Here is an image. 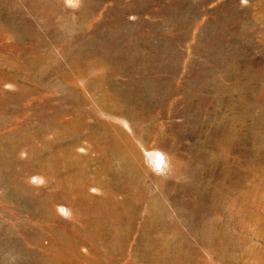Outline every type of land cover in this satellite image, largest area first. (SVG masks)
<instances>
[{
  "label": "rangeland",
  "instance_id": "374dc122",
  "mask_svg": "<svg viewBox=\"0 0 264 264\" xmlns=\"http://www.w3.org/2000/svg\"><path fill=\"white\" fill-rule=\"evenodd\" d=\"M8 1L0 0V264H264V0ZM113 101L124 107L101 106ZM104 109L126 116L131 131ZM114 132L146 171L138 193L113 185L108 173L118 160L105 173L97 169L103 137ZM154 148L166 154L168 172L180 164L182 173L152 170L144 151ZM71 167L76 189L59 183ZM109 193L112 205L135 206L128 236L113 234L117 218L100 219L88 205ZM155 199L166 209L165 229L149 215ZM83 223L107 232L77 238ZM60 232L77 240L76 253L62 259L55 251L62 246H48L69 238Z\"/></svg>",
  "mask_w": 264,
  "mask_h": 264
},
{
  "label": "bare ground",
  "instance_id": "6f19581e",
  "mask_svg": "<svg viewBox=\"0 0 264 264\" xmlns=\"http://www.w3.org/2000/svg\"><path fill=\"white\" fill-rule=\"evenodd\" d=\"M8 1V0H7ZM10 1V0H9ZM8 1V2H9ZM23 1H25V0H23ZM35 1V0H34ZM40 1V0H39ZM68 1V3H70L69 2V0H67ZM32 2V1H31ZM37 2V1H36ZM41 2V1H40ZM73 2L74 3H76L75 2V0H73ZM6 3V2H5ZM19 3L21 4V2L19 1ZM18 3V4H19ZM72 3V2H71ZM73 3V4H74ZM2 4H4V3H2ZM27 4V3H26ZM28 4H30V3H28ZM33 4V3H32ZM40 4V3H39ZM46 4V3H45ZM129 4V3H128ZM5 5V4H4ZM13 5H15V3L13 4ZM17 5V4H16ZM22 5V4H21ZM24 5V4H23ZM35 5V4H34ZM49 5V4H48ZM48 5H47V7H48ZM19 6V5H18ZM33 6V5H32ZM35 6H37V5H35ZM43 6V5H42ZM50 6V5H49ZM73 6H75V5H73ZM89 7H91L90 5H88ZM129 6V5H128ZM135 6V5H134ZM189 6H191V5H189ZM4 7V6H3ZM7 7V6H6ZM22 7V6H21ZM30 7V6H29ZM46 7V8H47ZM89 7H88V9H89ZM11 8V7H10ZM16 8V7H15ZM31 8V7H30ZM34 8V7H33ZM40 8V7H39ZM126 8V7H125ZM9 9V8H8ZM13 9V8H12ZM50 9V8H49ZM92 9V8H91ZM94 9V8H93ZM191 9V8H190ZM24 10H26V9H24ZM23 10V11H24ZM126 10H127V8H126ZM129 10V9H128ZM194 10V9H193ZM12 11V10H11ZM32 12L34 11V10H31ZM37 11H39V10H37ZM36 11V12H37ZM42 11H44L43 9L41 10V12ZM78 11H82L81 9L80 10H78ZM123 12H124V10H122ZM20 12V11H19ZM22 12V11H21ZM35 12V11H34ZM92 11H90L89 13H91ZM9 13H10V11H9ZM23 13V12H22ZM46 13V12H45ZM44 13V14H45ZM189 13H190V11H189ZM14 14V13H13ZM16 14V13H15ZM21 14V13H20ZM39 14V13H38ZM53 14V13H52ZM79 14V13H78ZM77 14V15H78ZM82 14V13H81ZM85 14H88V13H86L85 12ZM10 15V14H9ZM32 15L33 14H31V17H32ZM89 15V14H88ZM87 15V16H88ZM14 16V15H13ZM24 16V15H23ZM45 16V15H44ZM43 16V17H44ZM53 16V15H52ZM10 17V16H9ZM19 17H22V16H19ZM26 17V16H25ZM25 17H23V18H25ZM31 17H29V18H31ZM78 17V16H77ZM216 17V16H215ZM18 18V17H17ZM28 18V19H29ZM33 18V17H32ZM31 18V19H32ZM39 18H41V16H39ZM64 18V17H63ZM79 18V17H78ZM190 18V17H189ZM11 19V18H10ZM16 19V18H15ZM22 19V18H21ZM55 20H56V17L54 18ZM76 19V18H75ZM80 19H81V17H80ZM11 20H13V19H11ZM10 20V21H11ZM22 20H24V19H22ZM35 20V19H34ZM52 19H50V21H51ZM79 20V19H78ZM77 20V21H78ZM20 21V20H19ZM33 21V20H32ZM54 21V20H53ZM60 21H62V19L60 20ZM82 22H83V20H81ZM226 21V20H225ZM29 22H31V21H29ZM40 22V21H39ZM42 22V21H41ZM40 22V23H41ZM74 22V21H73ZM76 22V21H75ZM10 23V22H9ZM14 23V22H13ZM19 23V22H18ZM33 23V22H32ZM35 23V22H34ZM39 23V24H40ZM66 23V22H65ZM77 23V22H76ZM75 23V24H76ZM79 23V22H78ZM81 23V22H80ZM202 23V22H201ZM12 24V23H11ZM28 24V23H27ZM42 24V23H41ZM40 24V25H41ZM46 24V23H45ZM62 24H63V22H62ZM71 24V23H70ZM73 24V23H72ZM74 24V25H75ZM200 24V23H199ZM10 25V24H9ZM24 25V24H23ZM30 25H31V23H30ZM34 25V24H33ZM35 25H37L36 23H35ZM47 25V24H46ZM45 25V26H46ZM50 25V24H49ZM53 25V24H52ZM80 25V24H79ZM206 25V24H205ZM15 26V25H14ZM19 26V25H18ZM17 26V27H18ZM42 26H43V28H42ZM48 26V25H47ZM70 26V25H69ZM72 26V25H71ZM76 26V25H75ZM80 26H82V25H80ZM200 26V25H199ZM213 26V25H212ZM22 27V26H21ZM29 27H31V26H29ZM38 28L39 27H41L42 28V30L44 29V23H43V25H41V26H37ZM49 27V26H48ZM53 27H55V25L53 26ZM53 27H51V28H53ZM73 27V26H72ZM78 27V26H77ZM13 28V27H12ZM38 28H36V29H38ZM47 27H45V29H46ZM71 28V27H70ZM30 29V28H29ZM40 29V28H39ZM50 29V28H49ZM79 29H80V27H79ZM11 30H13V29H11ZM25 30H26V26H25ZM33 30V29H32ZM35 30V29H34ZM82 30V29H81ZM196 30V29H195ZM195 30H194V33H195ZM199 30V29H198ZM21 31V30H20ZM28 31V30H27ZM38 31V30H37ZM57 32H59L58 31V29L56 30ZM55 31V32H56ZM205 31V30H204ZM18 32V31H17ZM30 32V31H29ZM33 32H35V31H33ZM43 32H44V30H43ZM46 32V31H45ZM52 32V31H51ZM192 32V31H191ZM21 33V32H20ZM31 33V32H30ZM41 33V32H40ZM19 34V33H18ZM28 34V33H27ZM37 34V33H36ZM39 34V33H38ZM53 34V33H52ZM56 34V33H55ZM191 34V33H190ZM29 35V34H28ZM48 36L50 35V34H47ZM18 36V35H17ZM21 36V35H20ZM22 36H24V34L22 33ZM31 36V35H30ZM35 36V35H34ZM33 36V37H34ZM45 36V35H44ZM47 36V37H48ZM55 36V35H54ZM58 36H59V33H58ZM120 36H121V33H120ZM123 36V35H122ZM27 38H28V36H26ZM32 37V38H33ZM53 37V36H52ZM70 37V36H69ZM185 37H186V35H185ZM17 38V37H16ZM22 39H23V37H21ZM20 38V39H21ZM31 37H29V39H30ZM42 38V37H41ZM55 38V37H54ZM127 38V37H126ZM188 38V37H187ZM192 38V37H191ZM194 38V37H193ZM40 39V38H39ZM47 39H49V38H47ZM47 39H45V41L47 40ZM57 39V38H56ZM55 39V40H56ZM128 39V38H127ZM17 39H15V41H16ZM30 40H33V39H30ZM36 40H37V37H36ZM42 40V39H41ZM51 40V39H50ZM191 40V39H190ZM189 40V41H190ZM17 41H19V39L17 40ZM24 41V40H23ZM23 41H21V42H23ZM39 42H40V40H38ZM44 41V40H43ZM53 41V40H52ZM57 41V40H56ZM193 41V40H192ZM191 41V42H192ZM49 42H51V41H49ZM186 42V41H185ZM194 42H196L195 40H194ZM193 42V43H194ZM20 43V42H19ZM27 43V42H26ZM30 43V42H29ZM33 43V42H32ZM44 43V42H43ZM48 43V42H47ZM197 43V42H196ZM46 44V43H45ZM51 44V43H50ZM191 44V43H190ZM199 44V43H198ZM202 44V43H201ZM19 45V44H18ZM20 45H22V44H20ZM34 45V44H33ZM37 45V44H36ZM40 45V44H39ZM38 45V46H39ZM205 45V44H204ZM204 45H202V46H204ZM48 46V45H47ZM187 46H189L188 45V43H187ZM27 47H29V46H27ZM44 47V46H43ZM185 47H186V45H185ZM30 48V47H29ZM32 48H34V47H32ZM37 48V47H36ZM42 48V47H41ZM46 48V47H45ZM16 49H18V48H16ZM24 49V48H23ZM25 49H26V46H25ZM39 49V48H38ZM211 49H212V47H211ZM210 49V50H211ZM30 50V49H29ZM37 50V49H36ZM36 50H32V51H36ZM192 50V49H191ZM198 50V49H197ZM38 51H40V50H38ZM193 51H196V50H193ZM204 51V50H203ZM202 51V52H203ZM207 51H209V50H207ZM37 52V51H36ZM191 52V51H190ZM200 52V51H199ZM217 52V51H216ZM28 53V52H27ZM186 53V52H185ZM184 53V54H185ZM192 53V52H191ZM208 53V52H207ZM210 53V52H209ZM19 54H20V52H19ZM29 54V53H28ZM28 54H27V56H28ZM33 54V53H32ZM36 54V53H35ZM37 54H39V53H37ZM41 54V53H40ZM43 55L42 56H44V53H42ZM88 54V53H87ZM190 54V53H189ZM199 54V53H198ZM30 55V54H29ZM34 55V54H33ZM98 55V54H97ZM194 55H195V53H194ZM41 56V55H40ZM81 56V55H80ZM79 56V57H80ZM92 56V55H91ZM96 56V55H95ZM134 56V55H133ZM195 56H197V54L195 55ZM202 56V55H201ZM205 56V55H204ZM203 56V57H204ZM25 57V56H24ZM38 57V56H37ZM37 57H35L36 59H37ZM82 57V56H81ZM97 57V56H96ZM184 57H185V55H184ZM191 57V56H190ZM193 57V56H192ZM198 57H200V56H198ZM27 58V57H26ZM28 58H29V56H28ZM92 58V57H91ZM101 58V57H100ZM195 58V57H194ZM212 58H214V57H212ZM85 59V58H84ZM199 59V58H198ZM200 59H202V58H200ZM214 59H216V58H214ZM23 60H25V59H23ZM32 60L34 61L35 59H33L32 58ZM192 60V59H191ZM191 60H190V62H191ZM37 61V60H36ZM41 61V60H40ZM124 61V60H123ZM197 61V60H196ZM195 61V62H196ZM25 61H23V63H24ZM28 62V61H27ZM32 62V61H31ZM35 62V61H34ZM126 62V61H125ZM185 62V61H184ZM189 62V61H188ZM188 62H187V64H188ZM199 62H200V60H199ZM208 62V61H207ZM211 62V61H210ZM121 63H123V62H121ZM121 63H119V64H121ZM127 63V62H126ZM166 63V62H165ZM192 63V62H191ZM198 63V62H197ZM209 63V62H208ZM30 64V63H29ZM34 64V63H33ZM37 64H39V63H36V65ZM41 64V63H40ZM86 64V63H85ZM128 64V63H127ZM202 64V63H201ZM35 65V66H36ZM78 65V64H77ZM87 65V64H86ZM223 65V64H222ZM120 66V65H119ZM123 66V65H122ZM126 66V65H125ZM191 66V65H190ZM198 66V65H197ZM201 66V65H200ZM24 67V66H23ZM26 67V66H25ZM189 67V66H188ZM195 67V66H194ZM223 67V66H222ZM32 68V67H31ZM35 67H33V69H34ZM39 68V67H38ZM68 68V67H67ZM77 68H79V67H77ZM187 68V67H186ZM28 69V68H27ZM36 69V68H35ZM43 69V68H42ZM117 69V68H116ZM115 69V70H116ZM121 69V68H120ZM127 69V68H126ZM153 69V68H152ZM204 69H205V67H204ZM32 70V69H31ZM82 70V69H81ZM80 70V71H81ZM122 70V69H121ZM125 70V69H124ZM187 70H189V68L187 69ZM194 70V69H193ZM218 70V72H219V70L220 69H217ZM35 71V70H34ZM36 71H37V69H36ZM83 71V70H82ZM118 71V70H117ZM126 71V70H125ZM128 71V70H127ZM159 71V70H158ZM184 71V70H183ZM222 71V70H221ZM39 72V71H38ZM37 72V73H38ZM186 72V71H185ZM185 72H184V74H185ZM191 72V71H190ZM46 73V72H45ZM45 73H43V74H45ZM183 73V72H182ZM197 73H198V71H197ZM243 73V72H242ZM43 74H42V76H43ZM209 74V73H208ZM207 74V76L209 77V75ZM214 74V73H213ZM218 74H220V72L218 73ZM41 75V74H40ZM146 75V74H145ZM188 75V74H187ZM194 75V74H193ZM41 76V77H42ZM191 76V75H190ZM199 76V75H198ZM207 76H205V80H208V82H210L209 80H211L212 78H208ZM220 76H222V75H220ZM215 77V76H214ZM216 77H217V75H216ZM142 78V77H141ZM185 78H187V77H185ZM140 79V78H139ZM143 79V78H142ZM222 79V78H221ZM241 79V78H240ZM141 80V79H140ZM163 80V79H162ZM184 80V79H183ZM186 80V79H185ZM204 80V81H205ZM216 80V79H215ZM151 81V80H150ZM191 81V80H190ZM195 81V80H194ZM198 81V80H197ZM214 81V80H213ZM97 82V81H96ZM148 82V81H147ZM167 82V81H166ZM206 82V81H205ZM207 82V83H208ZM228 82V81H227ZM226 82V83H227ZM137 83V82H136ZM140 83V82H139ZM144 83H145V81H144ZM150 83H152V82H150ZM155 83V82H154ZM158 83V82H157ZM157 83L155 84V85H157ZM183 83V82H182ZM186 83V82H185ZM219 83V82H218ZM221 83H223V82H221ZM231 83V82H230ZM111 84V83H110ZM143 84V83H142ZM141 84V85H142ZM187 84V83H186ZM203 84V83H202ZM202 84L200 85V86H202ZM210 84V83H209ZM214 85H215V83H213ZM95 85V84H94ZM93 85V86H94ZM108 85V84H107ZM112 85V84H111ZM146 85V84H145ZM165 85V84H164ZM220 85V84H219ZM223 85V84H222ZM12 86V85H11ZM135 86V85H134ZM142 86H144V85H142ZM154 86V85H153ZM158 86H160V85H158ZM167 86V85H166ZM204 86V85H203ZM208 86V85H207ZM231 86V85H230ZM110 87V86H109ZM146 87V86H145ZM149 87V86H148ZM151 87V86H150ZM169 87H170V85H169ZM157 88V87H156ZM161 88V87H160ZM172 88V87H171ZM170 88V89H171ZM201 88V87H200ZM204 88V87H203ZM215 88V87H214ZM241 88V87H240ZM112 89H113V91H114V93L117 95H122V93L121 92H119V89L118 88H116V87H113L112 86ZM148 89V88H147ZM152 89V88H151ZM154 89H155V87H154ZM159 89V88H158ZM210 89V88H209ZM157 90V89H156ZM162 90V89H161ZM223 90V89H222ZM111 91V90H110ZM143 91V90H142ZM168 91H169V89H168ZM212 91H214V90H212ZM224 91H225V89H224ZM158 92V91H157ZM166 92V91H165ZM208 92V91H207ZM210 92V91H209ZM221 92V91H220ZM131 93V92H130ZM145 93V92H144ZM161 93V92H160ZM224 93V92H223ZM113 94V93H112ZM133 94V93H132ZM148 94V93H147ZM156 94V93H155ZM154 94V95H155ZM166 94V93H165ZM169 94H170V92H169ZM208 94V93H207ZM219 94V93H218ZM255 94V93H254ZM66 95V94H65ZM138 95H140V94H138ZM150 95V94H149ZM157 95V94H156ZM191 95V94H190ZM197 95V94H196ZM199 95H200V93H199ZM251 95V94H250ZM125 96H127L126 94H125ZM147 96V95H146ZM152 96V95H151ZM151 96H149V97H151ZM134 97V96H133ZM191 97H193L192 95L191 96H189V98H191ZM212 97V96H211ZM250 97V96H249ZM136 98V97H135ZM152 98V97H151ZM157 98H159V97H157ZM228 98V97H227ZM240 98V97H239ZM102 100H103V98H101ZM112 99V98H111ZM115 99V98H114ZM117 99V98H116ZM146 99V98H145ZM150 99V98H149ZM229 99V98H228ZM260 99V98H259ZM96 100V99H95ZM102 100H101V102H102ZM155 100V99H154ZM163 100V99H162ZM221 100V99H220ZM147 101H149V100H147ZM193 101V100H192ZM191 101V102H192ZM101 102H99L98 104H100ZM103 102H104V100H103ZM114 103H112L111 105H106V104H104V105H102L101 104V106H110V107H112V108H123L124 106V104L122 105L121 103L122 102H118V101H113ZM134 102V101H133ZM201 102V101H200ZM207 102V101H206ZM204 103V102H203ZM230 103V102H229ZM233 103H235V102H233ZM205 104V103H204ZM210 104V103H209ZM216 104V103H215ZM262 104V103H261ZM197 106V105H196ZM209 106V105H208ZM200 107V106H199ZM250 107V106H249ZM148 110V109H147ZM214 110V109H213ZM236 110V109H235ZM262 110V109H261ZM103 111H105V114H106V116H108L114 123H116V127H122V125L125 127V129H129V125H128V122H127V120H128V118L126 117V116H122V115H119V114H115V113H112V112H110L111 110H106V109H104ZM142 111V110H141ZM208 111V110H207ZM250 111V110H249ZM146 112V111H145ZM239 111H237V113H238ZM241 112V111H240ZM104 113V112H103ZM142 113V112H141ZM209 113V112H208ZM233 115V114H232ZM236 115V114H235ZM206 116V115H205ZM107 118V117H106ZM201 118V117H200ZM209 118V117H208ZM62 120V119H61ZM245 120V119H244ZM241 122V121H240ZM63 123V122H62ZM98 123H99V121H98ZM102 123V122H101ZM187 123L189 124V125H191V126H194L195 125V120L193 119V117L192 118H189V119H187ZM203 123V122H202ZM238 123V122H237ZM246 123V122H245ZM118 124V125H117ZM245 124H243V126H244ZM81 126V125H80ZM103 126H105V125H103ZM212 127V126H211ZM133 129V128H132ZM76 130V129H75ZM101 130V129H100ZM103 130V129H102ZM105 130V129H104ZM122 130H123V127H122ZM130 130V129H129ZM128 130V131H129ZM243 130V129H242ZM131 131V130H130ZM221 131V130H220ZM225 131V130H224ZM96 132V131H95ZM105 132V131H104ZM125 132H127V131H125ZM135 132V131H134ZM255 132V131H254ZM103 133V132H102ZM108 133V132H107ZM115 133V135L112 133V134H109V135H104V137H103V140H104V154H101V158L104 160V162L103 163H100V161L98 162L99 163V166L97 167V169H99V171H101V172H106V171H108L107 169L109 168V170H110V166H109V164H110V161L112 160V158H114L115 160H118L117 161V165H118V168L115 170L116 172H114V171H111V172H109L108 173V175L111 177V179L114 181L113 182V185H116L117 186V188L119 189V190H125V192L127 193V195H130L129 193L131 192L130 190H135L137 193H138V191L140 190L141 191V184H139L140 185V189H139V185H138V179L141 177L140 175L142 174V172L144 173V171L145 170H142L143 168H141V167H139V164H138V159H137V154H136V152H135V150L132 148V146H131V144L129 143V141L127 140H121V139H123V138H121L120 139V135L118 134V132H114ZM128 134H130V135H133L134 136V134H133V132H131V133H129V132H127ZM250 133V132H249ZM77 134V133H76ZM93 134H94V136L95 135H97L96 133H94L93 132ZM104 134V133H103ZM127 134V136H129ZM259 135V134H258ZM67 136V135H66ZM93 136V137H94ZM100 136V135H99ZM63 137V136H62ZM93 137H91V138H93ZM102 137V136H101ZM4 139V138H3ZM59 139V138H58ZM94 139V141H95V138H93ZM175 139V138H174ZM0 140H1V138H0ZM5 141V140H4ZM7 141V140H6ZM13 141H14V139H13ZM12 141V142H13ZM264 141V140H263ZM3 142V141H2ZM15 142V141H14ZM232 142V141H231ZM1 143V142H0ZM7 143H9V142H7ZM11 143V142H10ZM9 143V144H10ZM100 143V142H99ZM4 144V143H3ZM15 144H16V142H15ZM102 144V143H101ZM11 145V144H10ZM222 145V144H221ZM4 147H5V145H3ZM3 146H1V147H3ZM16 146H17V144H16ZM15 146V147H16ZM227 146V145H226ZM17 147H19V146H17ZM66 147V146H65ZM100 147V146H99ZM2 148H0V150H1ZM4 149V148H3ZM13 149V148H12ZM14 149H16V148H14ZM13 149V150H14ZM18 149V148H17ZM86 149V148H85ZM101 149V148H100ZM191 149V148H190ZM10 150V149H9ZM4 151V150H3ZM6 151V150H5ZM11 151V150H10ZM9 151V152H10ZM15 151V150H14ZM14 151H13V153H14ZM58 151V150H57ZM102 151V150H101ZM17 152V151H16ZM103 152V151H102ZM145 152V155H146V159H147V163L149 164V166H150V168L152 169V170H154L156 173H158V174H176V173H182L181 171H180V168H181V166H180V164L178 165V164H175V165H173V167L171 168V170L168 172V170H169V162L167 161V157H166V154L162 151V150H160V149H149V150H145L144 151ZM4 153V152H3ZM6 153V152H5ZM13 153L11 154V155H13ZM98 153H99V151H98ZM8 154V153H7ZM67 154V153H66ZM72 154V153H71ZM4 155V154H3ZM2 155V153H1V156H3ZM6 155V154H5ZM215 155V154H214ZM7 156V155H6ZM16 156V155H15ZM60 156V155H59ZM3 157H5V156H3ZM2 157V158H3ZM9 157H11V156H9ZM71 158L73 157V155L72 156H70ZM108 157V158H107ZM1 158V157H0ZM5 158H8V157H5ZM210 158H211V156H210ZM9 159V158H8ZM11 159H13V158H10V160ZM75 159V158H74ZM216 158L214 157V156H212V158H211V160L213 161V160H215ZM6 160V159H5ZM16 160V158H14V161ZM18 160V159H17ZM61 160V159H60ZM71 160V159H70ZM11 161H13V160H11ZM21 161V160H20ZM2 162V161H1ZM5 161L3 160V163H4ZM22 162V161H21ZM75 162H76V160H75ZM74 162V163H75ZM82 162H83V160H82ZM186 162V161H185ZM7 163H9V161L7 162ZM12 163V162H11ZM15 162H13L11 165H13ZM109 163V164H108ZM190 163V162H189ZM20 164V163H19ZM79 164V163H78ZM184 165V164H183ZM5 166V165H4ZM7 166H9V165H7ZM14 166H15V164H14ZM70 166H73V164H70ZM190 166V165H189ZM193 166V165H192ZM2 168H3V164H2V166H1ZM0 167V168H1ZM68 168H69V166H68ZM68 168H67V171H66V176H65V178H64V180H62L61 178H60V181H59V183H61L62 185H66V184H69V183H73L74 185H75V182L77 181V180H79L78 179V174H77V172H75V170H73V168L71 167L70 168V173H69V171H68ZM185 168H186V166H185ZM8 169H10V168H8ZM13 169H14V167H13ZM77 169V168H76ZM184 169V168H183ZM187 169V168H186ZM5 170V169H4ZM9 171V170H8ZM7 172V171H6ZM79 172V171H78ZM84 172V171H83ZM146 172V171H145ZM12 173V172H11ZM81 173V172H80ZM79 173V174H80ZM0 174H3V173H0ZM10 174V173H9ZM17 174V173H16ZM85 174V173H84ZM116 176H115V175ZM88 175V174H87ZM3 176V175H2ZM5 176V175H4ZM15 176V175H14ZM13 176V177H14ZM191 176V175H190ZM88 177V176H87ZM8 178V177H7ZM10 178H12V175H11V177ZM2 179V178H1ZM13 179V178H12ZM21 179H22V177H21ZM43 179V178H42ZM5 180H6V177H5ZM8 180V179H7ZM11 180V179H10ZM14 180V179H13ZM12 180V181H13ZM85 180H87L86 178H85ZM18 181V180H17ZM6 182V181H5ZM165 182H167V181H165ZM165 182H164V184H165ZM7 183H9V181L7 182ZM12 184H14L13 182H11ZM23 183V182H22ZM82 183V182H81ZM2 184V183H1ZM0 184V185H1ZM12 184H9V185H12ZM19 184V183H18ZM73 184H71L69 187H72L73 188ZM193 184V183H192ZM4 185V184H3ZM77 185V184H76ZM75 185V186H76ZM194 185H195V182H194ZM6 186V185H5ZM80 186V185H79ZM187 186V185H186ZM193 186V185H192ZM2 187V186H1ZM8 187V186H7ZM13 187H14V185H13ZM19 187V186H18ZM17 187V188H18ZM22 187H23V185H22ZM22 187H20V188H22ZM57 187L59 188V189H63L65 192H69L70 190H72V189H67L66 187H60L59 185H57ZM12 188V187H11ZM27 188V187H26ZM76 188H78V186H76L75 187V189ZM191 188V187H190ZM23 189V188H22ZM25 189V188H24ZM80 189V188H79ZM184 189V188H183ZM9 190V189H8ZM11 190V189H10ZM13 190V189H12ZM14 190H16V188L14 189ZM100 190V189H99ZM17 191H19L18 189H17ZM26 191V190H25ZM98 190H96V192H97ZM134 191V192H135ZM15 192V191H14ZM200 192V191H199ZM11 193V192H10ZM61 193V192H60ZM70 193V192H69ZM68 193V194H69ZM99 193V192H98ZM26 194V193H25ZM66 194V193H65ZM3 195H5V194H3ZM19 195V194H18ZM6 196V195H5ZM12 196V195H11ZM14 196V195H13ZM17 196V195H16ZM13 197V198H11V199H14V198H17V197ZM67 196V195H66ZM32 197H34V199H35V196H32L31 195V198ZM41 196H39V198H40ZM8 198V197H7ZM27 197H26V195H25V199H26ZM29 198H30V196H29ZM10 199V198H9ZM20 199V198H19ZM33 199V198H32ZM41 199V198H40ZM42 199H43V197H42ZM45 199L46 198H44L43 200L45 201ZM36 200H37V198H36ZM43 200H41V201H43ZM51 200V199H50ZM18 201V200H17ZM22 201V200H21ZM31 201V200H30ZM38 201V200H37ZM41 201H39V202H41ZM92 202H87L88 203V205L89 206H92V207H94L95 208V210H97V209H99V210H101L102 211V213L101 212H99V211H97L98 213H99V216H98V218H100V219H102V217H105L106 215H111V216H113V218H117V219H115V223H112L111 225H109V227H110V229H111V231L113 232V234H115L116 236H128L130 233H131V230H132V219L133 218H135V215H134V211L136 210L135 209V206L134 205H130V204H128V202L130 201V200H123V204H121V205H117V204H113L112 205V195L109 193V194H107V196H105L104 198H102V199H97V200H95V198H94V200H91ZM16 202V201H15ZM27 202V201H26ZM32 203V205H33V201H31ZM36 202V201H35ZM34 202V203H35ZM46 202V201H45ZM36 203H38V202H36ZM44 202H42V204H43ZM23 204V203H22ZM28 204V203H27ZM45 204V203H44ZM24 205L26 206V204L24 203ZM36 205V204H35ZM41 205V204H40ZM51 206V205H50ZM57 207V206H56ZM61 207V206H60ZM42 209H44V208H42ZM48 209V208H47ZM45 210H46V208H45ZM65 210H66V213L68 214V216H69V214H70V211L68 210V208H66L65 207ZM64 210V211H65ZM63 210L61 209L60 210V212H62ZM44 212V211H43ZM46 212H47V210H46ZM39 214H41L42 215V213L39 211ZM74 215V214H73ZM149 215H150V217H152V216H154L155 215V217H156V219H158L157 220V223H160L162 226H163V228L165 229L166 227H167V219H168V215H167V213H166V209H165V207H163V205H161L160 204V202L158 201V199H155V206H152L151 208H150V210H149ZM54 216V215H53ZM42 217V216H41ZM73 217V216H72ZM72 219V218H71ZM54 221V220H53ZM131 221V222H130ZM87 224H89V223H83V225H81V227L80 228H77V227H75L74 228V233H75V235L74 236H77V238H79L78 236H84V237H86V236H100L101 234H103V233H106L107 232V229L106 228H104V229H101V230H99V231H97V232H95L96 230H93V232L92 231H90L88 228H87ZM50 225V224H49ZM109 229V230H110ZM71 230V229H70ZM51 231V230H50ZM57 232V231H56ZM67 232V231H66ZM72 235H73V232L71 233ZM51 235V234H50ZM63 235H65V236H69V238H65V239H56L55 237V239H53L52 240V242L48 245V246H53V245H55V244H59L60 246H62V248L64 249V252L63 251H61V252H59V250L58 249H56L55 251H57V255H58V257H60L61 259H62V254L64 255V257L65 256H67V257H70L71 256V254H74V252H75V250H76V248H75V244H76V241L77 240H75V241H73L74 239L73 238H71V236L69 235V234H63L62 232H60L59 234H58V236H63ZM58 236H56L57 238H58ZM73 236V237H74ZM59 238H61V237H59ZM62 238H64V237H62ZM116 239V238H115ZM119 239V238H118ZM120 240V239H119ZM119 240H117V241H119ZM30 241V240H29ZM60 242H62V244L60 243ZM79 242V241H78ZM120 242V241H119ZM143 242V241H142ZM142 242H140V243H142ZM58 245V246H59ZM77 245H79V243L77 244ZM76 245V246H77ZM139 246V245H138ZM45 247H47V246H45ZM55 248H58V247H55ZM42 250V249H41ZM40 250V251H41ZM46 250V249H45ZM49 250H50V248H49ZM138 250V249H137ZM43 251V250H42ZM48 251V250H47ZM46 251V252H47ZM44 252V251H43ZM43 252H42V254H43ZM141 252V251H140ZM76 253V252H75ZM137 253V252H136ZM135 253V254H136ZM41 254V255H42ZM67 254H69V255H67ZM79 254H81V253H79ZM78 254V255H79ZM31 255H34V253H32ZM46 255H47V253H46ZM45 255V260H46V256ZM55 255V254H54ZM138 255V254H137ZM24 256V255H23ZM36 256V255H35ZM39 256H40V254H39ZM30 257V256H29ZM38 257V256H37ZM40 257H42V256H40ZM43 257H44V255H43ZM75 257V256H74ZM79 257V256H78ZM81 257H82V255H81ZM89 257V256H88ZM87 257V258H88ZM35 258V257H34ZM76 258V257H75ZM83 258V257H82ZM84 258H86V257H84ZM83 258V260H85ZM36 259V258H35ZM52 259V258H51ZM39 260V259H38ZM48 260V259H47ZM75 260V259H74ZM82 261V260H81ZM87 261V260H86ZM38 262V261H37ZM83 262V261H82ZM81 262V263H82ZM20 263V262H19ZM34 263V262H33ZM36 263V262H35ZM80 263V264H81ZM48 264V263H47Z\"/></svg>",
  "mask_w": 264,
  "mask_h": 264
},
{
  "label": "clouds",
  "instance_id": "9594fccd",
  "mask_svg": "<svg viewBox=\"0 0 264 264\" xmlns=\"http://www.w3.org/2000/svg\"><path fill=\"white\" fill-rule=\"evenodd\" d=\"M69 2L71 3V2H73V0H69ZM76 2L79 3V0H76Z\"/></svg>",
  "mask_w": 264,
  "mask_h": 264
}]
</instances>
